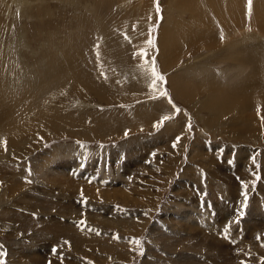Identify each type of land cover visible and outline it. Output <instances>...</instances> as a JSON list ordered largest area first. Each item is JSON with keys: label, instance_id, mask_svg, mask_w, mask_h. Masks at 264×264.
I'll list each match as a JSON object with an SVG mask.
<instances>
[{"label": "rangeland", "instance_id": "obj_1", "mask_svg": "<svg viewBox=\"0 0 264 264\" xmlns=\"http://www.w3.org/2000/svg\"><path fill=\"white\" fill-rule=\"evenodd\" d=\"M159 5L158 16L155 0H0L5 264H143L150 245L155 258L164 255L151 235L184 227L176 218L187 212L205 214L192 216L195 222L212 223L218 202L235 215L228 227L234 243L218 239L229 257L236 262L241 256L239 264L264 259L253 253L256 236L264 237V219L251 214L254 204L257 214L264 213V0H253L250 15L247 0ZM140 50L147 52V64L134 58ZM256 52L258 59L250 58ZM153 58L166 80L160 87L178 114L167 97L151 98L145 68ZM257 66L263 80L251 85L250 68ZM216 80L242 86V92H224ZM164 115L174 118L157 130L153 125ZM244 123L249 129H236ZM254 173L261 176L255 186ZM226 178L240 181L237 199ZM242 183L248 185L246 207ZM120 216L131 229L147 222L144 231L126 235ZM81 220L94 237L107 236L105 250L100 239L98 247L76 252L66 237L37 232L46 224L77 226ZM133 239L142 241L143 255ZM183 252L178 247L176 254Z\"/></svg>", "mask_w": 264, "mask_h": 264}, {"label": "bare ground", "instance_id": "obj_2", "mask_svg": "<svg viewBox=\"0 0 264 264\" xmlns=\"http://www.w3.org/2000/svg\"><path fill=\"white\" fill-rule=\"evenodd\" d=\"M254 56V59H258V53L256 52V54H251L250 58ZM256 67V65H255ZM250 68V74H249V78L251 79V85H254L256 82V85H260V83L263 80V76L260 70V67L257 66V68ZM253 73V74H252ZM220 77V76H219ZM262 79V80H261ZM216 85H219L222 88V91L226 92H232L235 94H240L242 91H240L242 89V86H233L230 87V85L224 84L219 82L218 80L215 81ZM227 95V94H222V96ZM224 106V105H223ZM225 110V109H224ZM3 115V114H2ZM1 115V116H2ZM1 120V119H0ZM248 124H236V129L237 130H246L245 126ZM248 129H249V125H248ZM247 129V130H248ZM28 131V130H27ZM237 133V132H236ZM256 133V132H254ZM250 136V135H249ZM240 139H248L245 136H239ZM202 144V143H201ZM230 153V152H229ZM203 154V153H202ZM250 156V155H249ZM206 157V156H205ZM217 157V156H216ZM218 159V158H217ZM225 159V158H224ZM227 160V159H226ZM242 160V159H241ZM237 160V166H239L238 169H240V165L242 166V161ZM223 162V161H222ZM206 164V163H205ZM225 164V163H224ZM223 166V165H222ZM236 166V165H235ZM165 167V166H164ZM237 169V167H236ZM6 171V170H5ZM219 171V170H218ZM215 172V171H214ZM222 172V171H221ZM229 172V171H228ZM246 172V171H245ZM232 173V172H231ZM192 174V173H191ZM191 174H189L191 176ZM215 174V173H214ZM250 174V173H249ZM216 175V174H215ZM244 175V174H243ZM252 175V174H251ZM193 176V175H192ZM189 177V178H192ZM228 176V175H227ZM194 177V176H193ZM217 177V181L221 182V178L219 177V175L216 176ZM230 177V176H229ZM236 177V176H234ZM242 177V176H240ZM238 179V178H237ZM224 181L225 184H228V187L231 188V192H229V194L233 197V199H237L238 195H237V191H239V183L238 181L229 178L226 179H222ZM264 181V180H263ZM240 182V181H239ZM57 183V182H56ZM223 183V182H222ZM105 184V183H104ZM179 184V183H178ZM100 185V184H99ZM212 185V184H211ZM68 186V185H67ZM70 186V184H69ZM73 186V185H72ZM213 186V185H212ZM192 187V186H191ZM210 187V186H209ZM215 187V186H214ZM63 188H66L65 185ZM79 188V187H78ZM77 188V189H78ZM72 189V187L70 188ZM76 189V190H77ZM85 189V188H84ZM180 189V188H179ZM62 190V189H61ZM74 190V188H73ZM75 190V192H76ZM78 191V190H77ZM179 191V190H178ZM66 192V191H65ZM74 192V193H75ZM217 192V191H216ZM86 194V193H85ZM104 194V193H103ZM116 194V193H114ZM216 193L214 192H209V195L211 198L214 197ZM107 194L105 193V196ZM109 195V194H108ZM111 195V193H110ZM123 195V194H122ZM221 194H219L220 196ZM263 195V194H262ZM218 196V195H217ZM259 196V195H258ZM261 196V195H260ZM264 196V195H263ZM209 197V198H210ZM223 197V196H222ZM262 197V196H261ZM111 198V197H110ZM210 198V199H211ZM219 198V197H218ZM259 198V197H258ZM232 199V201H233ZM256 196H253V200L252 202L255 203ZM218 200V199H217ZM219 201V200H218ZM238 201V200H237ZM217 202V201H216ZM227 203V202H226ZM225 203V204H226ZM229 203V202H228ZM236 204V203H235ZM261 204V203H260ZM217 206H215V213L217 214L216 216H218L217 218L215 217V219L212 221V223L210 222H203L202 220L197 222L193 221L192 216L198 219L199 215L203 216L205 214H198L195 212H187L185 213L182 217L180 218H176V220L185 221V226L184 227H174L172 229H170L169 231L164 233H154L155 235H151L150 236V241L153 244H160L162 243V247L164 248V255L165 256L163 258L159 257V258H155L153 253H154V249L151 248V245L149 246L148 250V254H147V258L146 260H144L143 264H150V263H156V264H206V261H209L210 263L213 264H239L238 261L241 260V256L240 259H238L236 262L233 260V258L231 259L229 256V253L227 251V247L221 245L224 242L218 240V239H222L225 240L226 245L227 242L230 241V239H232V241L234 240L233 237H235V234H229V230L227 232H225V229L228 227H231V223L232 222V217H235V215L232 213L231 210H229V206L226 204L224 205V203L222 202H218V204H216ZM232 205V204H231ZM237 205V204H236ZM252 205V204H251ZM256 204H254L253 210H252V216H257L258 218H263L264 219V213L262 215L257 214V209L255 208ZM234 208V207H233ZM232 208V209H233ZM263 209V208H262ZM261 209V210H262ZM235 210V209H234ZM260 210V209H259ZM260 212V211H259ZM90 216V215H89ZM211 216V215H210ZM215 216V214H214ZM251 216V215H250ZM22 217V216H21ZM211 218V217H210ZM253 218V217H252ZM257 218V219H258ZM25 222L28 223H32L31 220L28 217H24ZM80 219V218H79ZM191 219V221H189ZM107 220V219H106ZM109 220V219H108ZM107 220V221H108ZM111 220V219H110ZM115 220V219H114ZM135 220V219H134ZM235 220V219H234ZM128 221V220H127ZM124 220V216H120L118 217V223H120V225L122 224L123 226V232L126 235H129L130 233L134 232H139L142 233V231H144L146 223H140L138 224L139 227H134V229H131V222H127ZM210 221V219H209ZM254 221V220H253ZM264 221V220H263ZM109 222V221H108ZM111 222V221H110ZM142 222V221H141ZM214 222V223H213ZM105 223V220H104ZM133 223V222H132ZM196 223V224H195ZM260 223V222H258ZM263 223V222H262ZM194 224V225H192ZM252 224V222H251ZM136 225V224H135ZM253 225V224H252ZM23 228H25V225H23ZM45 227L42 230H39L37 232H47L49 233H57L59 235H62L64 237H66L67 239H69V241H71V244L73 246H70L71 249H73L76 252H85V247L90 248L91 246L93 247H98L105 250V246L108 245V243L105 245L104 243H106L107 240V236H105V234L103 235H98L96 233V237H94V232L93 230H89V228H83V227H78V226H66L64 224H46L44 225ZM262 226V225H261ZM244 227V226H243ZM264 227V224H263ZM178 228V229H177ZM249 231L256 229L255 226L249 225ZM155 229V228H154ZM162 229V228H161ZM177 229V230H176ZM203 229V230H202ZM215 229H220L219 231H216ZM246 229V228H245ZM259 229V228H258ZM167 230V229H166ZM248 230V229H247ZM261 230V229H260ZM97 231V230H96ZM134 231V232H133ZM162 231V230H161ZM183 231V233L181 232ZM99 233V232H98ZM224 233L225 235L223 236ZM254 233V232H253ZM46 234V233H45ZM56 234V235H57ZM100 234V233H99ZM160 234V235H159ZM102 236V239H101ZM225 236H227L228 238H225ZM58 238H60L58 236ZM102 240V242L100 243L99 240ZM236 239V237H235ZM247 239V236H246ZM256 239V238H255ZM126 240V239H123ZM66 241V240H65ZM128 241V240H127ZM170 241V244H169ZM242 241V239H241ZM99 242V245H97ZM237 242V241H236ZM122 243V242H121ZM234 243V241L232 242ZM239 243V242H238ZM243 243V242H242ZM258 246H255V251L253 253H255L257 256H264V247H261L260 244L264 243V237L261 239V242H257ZM256 243V244H257ZM70 244V245H71ZM130 244V243H129ZM152 244V246H153ZM225 244V243H224ZM111 245V244H110ZM109 245V246H110ZM123 245V244H122ZM252 245V244H251ZM161 246V244L159 245ZM122 247V246H121ZM129 247V245L127 246ZM178 247L182 250H184V252L182 254H176V251L178 250ZM230 246H228L229 248ZM236 249H238V245L235 247ZM250 248V247H249ZM91 249V248H90ZM117 249V247L115 248ZM208 250V251H206ZM157 251V250H156ZM163 251V250H162ZM206 251V252H205ZM97 252V251H96ZM122 252V249H121ZM210 252H212V254H209ZM152 253V255H150ZM249 253V252H248ZM155 254V253H154ZM238 254V253H237ZM88 255V254H87ZM167 255V256H166ZM173 255L174 258H173ZM159 256V255H158ZM199 256V258H198ZM260 258V257H259ZM63 259V258H62ZM152 259V260H151ZM248 260V259H247ZM37 261V260H36ZM240 262V261H239ZM36 263L35 261H31V264Z\"/></svg>", "mask_w": 264, "mask_h": 264}, {"label": "snow or ice", "instance_id": "obj_3", "mask_svg": "<svg viewBox=\"0 0 264 264\" xmlns=\"http://www.w3.org/2000/svg\"><path fill=\"white\" fill-rule=\"evenodd\" d=\"M247 5H248V12H249V15L251 14V11H252V6H253V0H247ZM155 8H156V12L159 16L160 12H161V9H160V5H159V0H155ZM125 39H128L127 36H125ZM221 40H223V36H221ZM148 45L151 47V46H154V41L149 39L147 41ZM136 56H139L141 57L144 61H145V64H147L148 62V57H147V52L144 51V50H140L138 51L137 53L134 54V58ZM145 64H142L141 67L142 68H145ZM146 71H148L150 73V76H151V83L149 85V88L153 91V96L151 97L152 99H158L159 96H164V97H167L168 98V103L172 105L173 109L175 110V113L178 114L180 112V109L178 107H176V105L172 102L171 98L168 97V94H167V91L166 89H161L160 85H163L166 83V80L164 78L163 75H161L156 67V61L155 59L153 58L150 62V65L145 68ZM107 79V77H105ZM155 93H159V96H157ZM174 116H169V115H164L161 117V119L159 121H157L153 127L156 128L157 130H159L160 127H162L164 125V123L170 119H173ZM191 122L189 121V123L186 125V128L187 130L191 131ZM125 135L127 136V132L125 133ZM181 137H177L176 138V141L173 143V148L176 147V145L179 143ZM2 143L3 147H4V150L7 151V141H3V142H0ZM253 163L255 164V158H253ZM257 169H259V165H256ZM29 175H31V172L29 170ZM254 176H255V179L253 180V186H255V182L256 181H259L261 180V176L258 174V173H254ZM29 183L31 181H28ZM247 183H242V188L245 189L244 193H242L244 195V200H245V207L247 205ZM86 203V202H85ZM241 215H243V213H241ZM236 223H239V220L236 221ZM78 227H82V226H86L85 225V221L84 220H81L78 222ZM229 229L226 228L225 229V232H227ZM99 234V233H97ZM116 239H119V237H115ZM225 238H228L227 236H225ZM256 240L258 242H261V236L260 235H257L256 236ZM131 244H133L135 247H134V250H139L138 254L139 255H143V248H142V241L138 240V239H133L132 241H130ZM64 244H69L68 241H64ZM261 247H264V243H261L260 244ZM2 247V246H0ZM53 251V254H56L58 253L59 249L54 247L52 249ZM0 264H5V253L3 252H0ZM241 264H246L245 261H241ZM261 264H264V259L261 260Z\"/></svg>", "mask_w": 264, "mask_h": 264}]
</instances>
